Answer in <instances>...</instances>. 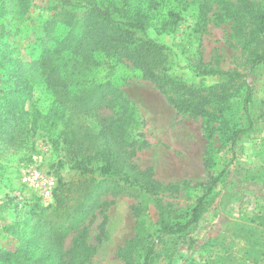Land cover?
<instances>
[{
	"label": "trees",
	"instance_id": "1",
	"mask_svg": "<svg viewBox=\"0 0 264 264\" xmlns=\"http://www.w3.org/2000/svg\"><path fill=\"white\" fill-rule=\"evenodd\" d=\"M193 1L199 2L195 14L204 17L211 5L199 0H54L57 8L39 21L35 39L28 44L30 64L14 56L0 31V155L31 149L38 119L56 110L64 120L61 140L80 172L74 181L57 183L47 203L35 199L27 219L2 225L17 245L0 248V264H88L95 247L86 242L85 221L101 206L103 196L158 194L162 185L150 168L124 164L127 149L138 144L130 136L137 124L133 109L119 89V81L130 73L171 93L169 99L179 112L201 117L208 144L218 134L233 153L240 136L254 130L248 77L264 62V4L257 8L251 0H214V20L232 24L248 50L250 65L241 72L197 61L191 68L194 75L216 78L202 85L170 72L174 52L148 32L149 26L172 30ZM31 7V0H0V16L11 12L24 21ZM32 93L34 106L28 110L24 103ZM233 97L234 109L218 108ZM103 102L117 109L115 116L99 118L97 132L79 122L81 117L97 116ZM216 161L208 146L204 166L214 170ZM224 170L197 184L200 194L183 213L171 216L156 200L158 217L152 230L143 217L146 208L134 205L135 233L117 249L122 264H156L159 246L163 258L171 261L178 240L193 232L213 203ZM71 233V245L64 250V239Z\"/></svg>",
	"mask_w": 264,
	"mask_h": 264
},
{
	"label": "rangeland",
	"instance_id": "2",
	"mask_svg": "<svg viewBox=\"0 0 264 264\" xmlns=\"http://www.w3.org/2000/svg\"><path fill=\"white\" fill-rule=\"evenodd\" d=\"M199 1L211 5L204 17L195 14L199 2L193 1L183 10L172 30L148 27L154 40L174 52L169 71L188 82L202 85L214 83L216 78L194 75L191 68L197 61L224 70L245 72L250 61L242 38L233 33L228 20H214L213 12L217 7L214 0ZM251 1L257 8L264 4V0ZM31 3L24 21L14 18L11 12L0 16L2 39L14 56L29 64L33 56L28 44L35 39L39 21L48 18L57 8L54 0H31ZM166 9L167 5L161 8V13ZM186 64L193 66L188 68ZM248 80L253 90L254 130L240 136L233 153L224 146L218 134L208 144L203 135L201 117L176 110L167 90L159 89L135 72L119 81V89L137 121L130 136L137 139L138 144L127 149L124 164L133 165L138 170L150 168L162 188L156 196L138 191L103 196L101 206L94 211L90 221H85L86 242L95 247L88 264H122L117 249L135 233L134 205L146 208L143 217L152 230L158 217L156 200L171 216L183 213L200 194L197 184L222 169L225 170L215 187L216 197L193 232L178 240L169 262L163 258L159 246L161 252L156 264H255L256 257L261 259L258 264H264V62L251 72ZM34 95L28 96L25 109L34 106ZM235 100V97L230 98L218 108L226 107L225 111L229 112L236 107ZM109 105L103 102L97 109V116L81 117L79 122L94 126L93 130L97 132L99 118L111 116L113 109H117L116 106L111 109ZM63 121L56 110L49 112V116L39 118L36 123L31 149L0 155V248L13 249L17 245V239L4 232L2 225L27 219L35 199L43 203L52 199V195L45 199L21 182L24 170L37 166L55 179L56 186L57 183L74 181L80 175L61 140ZM208 146L217 160L214 170L203 164ZM130 151L133 154L130 155ZM74 235L71 233L64 239V250L70 247Z\"/></svg>",
	"mask_w": 264,
	"mask_h": 264
},
{
	"label": "built area",
	"instance_id": "3",
	"mask_svg": "<svg viewBox=\"0 0 264 264\" xmlns=\"http://www.w3.org/2000/svg\"><path fill=\"white\" fill-rule=\"evenodd\" d=\"M21 182L36 190L45 199L52 195L56 186L55 179L37 166H30L29 169L24 170L21 175Z\"/></svg>",
	"mask_w": 264,
	"mask_h": 264
}]
</instances>
